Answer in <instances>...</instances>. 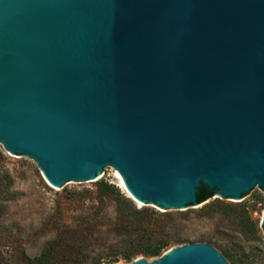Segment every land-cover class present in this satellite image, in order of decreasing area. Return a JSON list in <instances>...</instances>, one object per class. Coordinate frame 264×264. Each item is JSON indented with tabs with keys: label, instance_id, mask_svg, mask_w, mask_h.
<instances>
[{
	"label": "water",
	"instance_id": "obj_1",
	"mask_svg": "<svg viewBox=\"0 0 264 264\" xmlns=\"http://www.w3.org/2000/svg\"><path fill=\"white\" fill-rule=\"evenodd\" d=\"M1 1L0 139L53 184L118 168L169 210L264 188V0Z\"/></svg>",
	"mask_w": 264,
	"mask_h": 264
},
{
	"label": "rangeland",
	"instance_id": "obj_2",
	"mask_svg": "<svg viewBox=\"0 0 264 264\" xmlns=\"http://www.w3.org/2000/svg\"><path fill=\"white\" fill-rule=\"evenodd\" d=\"M0 171L10 178L0 197V264H110L125 251L124 241L137 238L140 219L166 226L175 243L159 257L138 255L117 264H161L196 245L212 247L229 264H264V188L240 201L216 187L200 207L169 210L136 201L118 177L126 180L123 173L109 168L98 181L115 185L120 194L101 199L97 182L51 187L35 157L14 153L1 139Z\"/></svg>",
	"mask_w": 264,
	"mask_h": 264
},
{
	"label": "trees",
	"instance_id": "obj_3",
	"mask_svg": "<svg viewBox=\"0 0 264 264\" xmlns=\"http://www.w3.org/2000/svg\"><path fill=\"white\" fill-rule=\"evenodd\" d=\"M1 174V171H0ZM10 186V178L8 176H1L0 175V197L5 192L6 187ZM96 186L99 190L98 197L104 199L107 196H114L115 191L118 189L115 188V185L107 182L106 180L97 181ZM118 194L119 191H117ZM217 190H211L209 186L205 183L198 188L196 202L197 205L203 204L209 200H211ZM85 199H93L85 196ZM119 205H121L122 199H117ZM131 204V203H130ZM131 206V205H130ZM1 209V204H0ZM123 213H127L123 208ZM128 210V209H127ZM133 210V209H131ZM134 213H141L140 211H134ZM130 214V213H129ZM166 214V213H165ZM129 217H134L133 215H127ZM138 226L137 238L129 237L128 241H124L123 245L125 246V251L113 257L110 264H117L120 261L131 262L133 259L138 255H145L149 257H159L161 256L166 250H168L174 243H175V233L173 231H166V226L163 225H153L148 223L142 219L139 221L137 220L135 223ZM148 225V226H147ZM166 231V232H164ZM134 230L129 231L131 234ZM139 234H141L139 236ZM156 234V236L154 235ZM2 257V253L0 252V259Z\"/></svg>",
	"mask_w": 264,
	"mask_h": 264
},
{
	"label": "bare ground",
	"instance_id": "obj_4",
	"mask_svg": "<svg viewBox=\"0 0 264 264\" xmlns=\"http://www.w3.org/2000/svg\"><path fill=\"white\" fill-rule=\"evenodd\" d=\"M1 5H2V1L0 2V14H2ZM44 175H45V179H46V181L48 182V184H49L51 187H53V188H57V185L53 184V183L49 180V178L47 177L46 174H44ZM118 177L121 179L123 185L125 186V188L127 189V191L131 194V196L134 197V199H135L136 201H138L139 203L142 202V199H139L138 197H136V196L132 193V191L130 190V188H129L128 184H127V181L122 177V175H120V174L118 173ZM141 204H142V203H141ZM170 256H171V255H170ZM172 256H173V255H172Z\"/></svg>",
	"mask_w": 264,
	"mask_h": 264
}]
</instances>
